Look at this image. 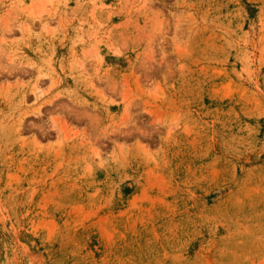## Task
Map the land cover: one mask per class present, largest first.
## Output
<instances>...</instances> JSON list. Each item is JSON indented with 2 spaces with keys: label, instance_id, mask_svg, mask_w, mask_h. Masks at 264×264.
<instances>
[{
  "label": "rangeland",
  "instance_id": "obj_1",
  "mask_svg": "<svg viewBox=\"0 0 264 264\" xmlns=\"http://www.w3.org/2000/svg\"><path fill=\"white\" fill-rule=\"evenodd\" d=\"M0 264H264V0H0Z\"/></svg>",
  "mask_w": 264,
  "mask_h": 264
}]
</instances>
